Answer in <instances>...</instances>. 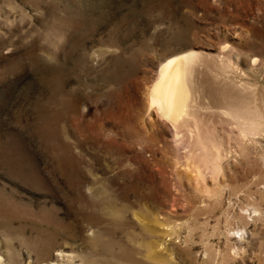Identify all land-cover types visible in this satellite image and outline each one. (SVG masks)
I'll return each mask as SVG.
<instances>
[{"label":"rangeland","instance_id":"rangeland-1","mask_svg":"<svg viewBox=\"0 0 264 264\" xmlns=\"http://www.w3.org/2000/svg\"><path fill=\"white\" fill-rule=\"evenodd\" d=\"M188 51L256 111L206 149L151 102ZM0 264H264V0H0Z\"/></svg>","mask_w":264,"mask_h":264},{"label":"bare ground","instance_id":"bare-ground-1","mask_svg":"<svg viewBox=\"0 0 264 264\" xmlns=\"http://www.w3.org/2000/svg\"><path fill=\"white\" fill-rule=\"evenodd\" d=\"M228 54H223L221 58H209L192 51L181 52L168 57L160 64L157 80L151 89V102L156 108L157 116L171 131L174 144H199L204 149L208 144H220L218 139L213 137L212 131L209 132L205 128L200 110L205 107V101L213 104V107L218 110L224 107L227 114L236 118L237 121L242 119L252 125L251 119L256 111L252 109L249 102L243 103L241 94L239 95L233 88L236 85L234 82L231 83L233 79L228 82L225 78L224 80L221 78L225 86V90L221 91L212 84L214 82L219 85L218 81H210L213 77L208 76L215 74L217 77L218 68L231 67L232 57ZM254 62L256 63V59ZM215 80L219 79L215 78ZM228 83L233 86H228ZM239 83L242 84V82ZM238 87L240 88L239 85ZM193 151H190L187 159L193 156Z\"/></svg>","mask_w":264,"mask_h":264}]
</instances>
